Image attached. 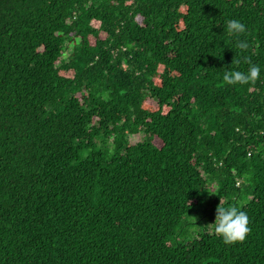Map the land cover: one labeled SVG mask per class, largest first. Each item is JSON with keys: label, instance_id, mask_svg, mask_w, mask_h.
I'll return each instance as SVG.
<instances>
[{"label": "trees", "instance_id": "16d2710c", "mask_svg": "<svg viewBox=\"0 0 264 264\" xmlns=\"http://www.w3.org/2000/svg\"><path fill=\"white\" fill-rule=\"evenodd\" d=\"M0 264H264V0H0Z\"/></svg>", "mask_w": 264, "mask_h": 264}, {"label": "clouds", "instance_id": "9594fccd", "mask_svg": "<svg viewBox=\"0 0 264 264\" xmlns=\"http://www.w3.org/2000/svg\"><path fill=\"white\" fill-rule=\"evenodd\" d=\"M227 32L233 37L245 34L246 25L240 20L231 19L226 25ZM236 47L241 51L247 50L249 45L246 41L237 40ZM261 77V69L258 65L250 64L247 72L231 71L226 72L224 80L229 85H246ZM215 232L225 244H236L243 242L250 232L249 219L247 214L236 208L219 207L215 215Z\"/></svg>", "mask_w": 264, "mask_h": 264}, {"label": "rangeland", "instance_id": "374dc122", "mask_svg": "<svg viewBox=\"0 0 264 264\" xmlns=\"http://www.w3.org/2000/svg\"><path fill=\"white\" fill-rule=\"evenodd\" d=\"M140 137H142V136H140ZM140 137H139V138H140ZM136 140H137V139H136ZM204 226H205V225H203V226H201V227H200V226L198 227V226L196 225L195 227L192 228V230H191L190 232H191V233H193V232H199V230H200V229H203ZM208 229H211V226H209Z\"/></svg>", "mask_w": 264, "mask_h": 264}]
</instances>
